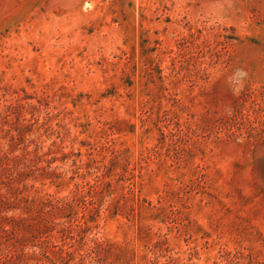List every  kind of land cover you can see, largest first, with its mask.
Returning a JSON list of instances; mask_svg holds the SVG:
<instances>
[{
  "label": "rangeland",
  "instance_id": "rangeland-1",
  "mask_svg": "<svg viewBox=\"0 0 264 264\" xmlns=\"http://www.w3.org/2000/svg\"><path fill=\"white\" fill-rule=\"evenodd\" d=\"M0 217L16 264H264V0H0Z\"/></svg>",
  "mask_w": 264,
  "mask_h": 264
},
{
  "label": "trees",
  "instance_id": "trees-1",
  "mask_svg": "<svg viewBox=\"0 0 264 264\" xmlns=\"http://www.w3.org/2000/svg\"><path fill=\"white\" fill-rule=\"evenodd\" d=\"M240 116H241V119L242 120L245 119V116L244 115H241L240 114ZM250 128L252 130L254 129V127H252V126H250ZM75 202H77V198H73L70 201L64 199L62 201H57L56 203H54L53 201H48L46 204H48L49 207H51V209H55V208H59L60 205L61 206H71V204H73ZM45 207H48V206L46 205ZM4 221L16 223V222H21L22 219H20L18 221V219H15L13 217H11V218L0 217V234L7 236L8 237V242H9L10 241V236L11 235H14L16 228L12 226L10 229H6L5 226H4V224H3ZM48 227L49 226H46L47 229H48ZM67 232L70 233L71 232V229L70 228L62 229V233H67ZM13 246H15V245L13 244ZM18 258H19L18 256L8 253L4 257L3 256H0V264H16L15 263V260L18 259Z\"/></svg>",
  "mask_w": 264,
  "mask_h": 264
},
{
  "label": "clouds",
  "instance_id": "clouds-1",
  "mask_svg": "<svg viewBox=\"0 0 264 264\" xmlns=\"http://www.w3.org/2000/svg\"><path fill=\"white\" fill-rule=\"evenodd\" d=\"M246 74L242 71V70H237L236 73H235V76L236 77H243L245 76Z\"/></svg>",
  "mask_w": 264,
  "mask_h": 264
}]
</instances>
